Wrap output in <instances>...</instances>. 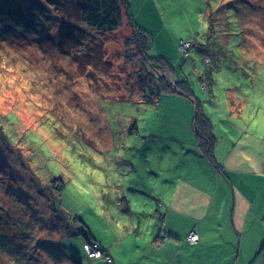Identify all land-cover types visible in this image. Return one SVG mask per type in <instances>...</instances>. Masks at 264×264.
Listing matches in <instances>:
<instances>
[{
    "label": "rangeland",
    "instance_id": "obj_1",
    "mask_svg": "<svg viewBox=\"0 0 264 264\" xmlns=\"http://www.w3.org/2000/svg\"><path fill=\"white\" fill-rule=\"evenodd\" d=\"M127 1L137 25L155 40L148 55L175 62L174 73H159L168 83L174 84V75L177 80L185 76L198 99L212 100L204 102L207 105L216 102L218 97L206 93L196 73V68L206 69L203 59L210 50L214 62L209 67L220 74L219 93L227 75L248 88L245 72L250 80L259 76L254 88L264 89V64L242 60L264 57V0H153L169 33L160 29L154 6ZM76 3L0 0V264H73L74 258L88 259L84 236L66 231L62 219L80 216L98 233L104 212L118 211L125 198L129 205L137 200L135 192L114 186L129 178L122 175L128 172L123 155L176 152V144L168 147L174 142L173 129L164 123V109L156 106L162 98L156 105L138 101L145 72L127 16L118 30L97 31L81 21ZM69 24L82 27L88 37L71 54L23 44L31 36L55 37L60 26ZM169 24L175 25L174 32ZM180 26L184 38L192 26L200 32L188 55L178 52L175 57L171 38L180 36ZM97 41L102 43L99 67L76 61L74 53H83ZM102 62L108 64L107 71ZM181 68L184 75L179 76ZM137 123L142 136L130 133ZM150 134L155 137L148 142ZM148 143L153 145L148 148ZM61 183L66 186L62 192L55 189ZM248 254L250 264H264V250L259 256Z\"/></svg>",
    "mask_w": 264,
    "mask_h": 264
},
{
    "label": "crops",
    "instance_id": "obj_2",
    "mask_svg": "<svg viewBox=\"0 0 264 264\" xmlns=\"http://www.w3.org/2000/svg\"><path fill=\"white\" fill-rule=\"evenodd\" d=\"M144 2L154 6L160 29L169 33L156 8L157 3ZM194 10L199 11L197 7ZM142 11L138 10L137 19ZM198 27L192 26L185 38L181 27L180 36L171 38L175 57L178 52L179 56L183 55L179 46L182 40H196L200 32ZM172 29L174 32L175 25ZM262 41L261 52H264ZM246 58H242L243 62L249 65L264 64V57ZM170 61L175 65L173 59ZM196 70L197 75L204 71L202 68ZM247 74L243 79L248 81V88L227 75V82L220 86L224 90L221 93L217 91L220 74H213V82L206 93L217 96V101L207 105L204 102L210 99H199L216 137L211 158L201 150L196 138L197 97H191V103L181 90L162 94L156 106L164 109V123L173 129L171 139L174 142L170 145L168 141L161 142L168 147L176 144L175 154L123 155L128 172L122 175L129 178L115 181L114 186L135 192L137 200L129 205L125 198L118 211L104 212L103 227L98 233L78 216L114 264H250L248 252H255V256L263 252L264 119L261 117L264 116V89L254 88L259 76L250 80ZM182 75L183 70L179 76ZM200 82L203 87L202 80ZM196 93L204 96L202 91ZM140 128L137 123L130 133L142 136ZM153 135L147 138L148 142ZM152 145L148 143V148ZM193 229L200 235L197 243L187 239ZM75 233L81 235L83 232L75 230ZM85 242L84 237L83 249L88 259L83 260L81 256L82 264H108L104 257L89 258Z\"/></svg>",
    "mask_w": 264,
    "mask_h": 264
},
{
    "label": "trees",
    "instance_id": "obj_3",
    "mask_svg": "<svg viewBox=\"0 0 264 264\" xmlns=\"http://www.w3.org/2000/svg\"><path fill=\"white\" fill-rule=\"evenodd\" d=\"M47 2L50 4H56L57 0H47ZM76 5L80 13L81 21L89 28L101 32H112L118 30L123 23L124 17L127 16L130 26L134 31L133 36L137 54L140 56L142 69L143 72H145V74H141L140 76V90L138 95V97H140L138 98L139 102L156 105L160 101L163 93L174 90H181L187 96L194 97V91L190 88L189 83L185 81V76L182 80H177L178 78H175L176 81L174 84H171L168 83V80L165 77L159 75V73L162 72H166L168 74L174 73V70H176L175 65L165 56L150 57L148 55V50L151 48L153 42L152 36L137 25L135 16L131 11L127 0H77ZM63 6H66V4ZM211 18L212 16L209 17V19ZM69 25L60 26V32H58L55 37L45 38L46 36H44V38L39 40L34 39L35 44L38 45L44 52H47L48 48H58L65 54H71L72 50L80 45H83L87 41L88 37L82 27L72 24L71 28L68 29L66 26ZM212 25L213 21L211 20V31H213ZM62 34L64 35L62 36ZM212 38L213 35L211 34L207 37L210 41H212ZM26 40L27 41H24L23 44H30V39ZM192 40L193 39L188 41L192 44ZM15 42L22 43L21 41ZM130 42L133 43V37ZM101 47L102 43L97 41L96 46L89 44V47L83 53H74L73 55L76 61L82 63L83 65H93L99 67L98 58L101 56ZM210 52L212 51L209 50V54L207 53L203 59L206 61L205 64L207 67L212 65L214 62L213 56H211ZM214 54H216V58H218L219 54L217 52ZM232 59L235 60V57L232 56ZM245 62L246 61H244V63ZM102 64L104 69L107 71L108 64L106 62H102ZM207 67L198 75L200 80H202L203 85L206 87V90L210 89L213 82V74H215L212 72L213 69ZM242 70L246 71V68H243ZM246 73L247 72H245V74ZM248 75L249 74H247V76ZM195 101L194 126L196 130L197 142L201 150L211 158V155H213L216 137L214 136L212 124L204 112L201 101L197 98H195ZM56 185L55 189L61 192L66 187L64 183ZM62 220L65 222L66 231L75 232V230H82V234L85 237L86 242L96 241L93 238L90 228L83 220L80 219V217L76 216V218H73L71 214H68L67 217ZM72 263L82 264V260L74 258L72 259Z\"/></svg>",
    "mask_w": 264,
    "mask_h": 264
},
{
    "label": "built area",
    "instance_id": "obj_4",
    "mask_svg": "<svg viewBox=\"0 0 264 264\" xmlns=\"http://www.w3.org/2000/svg\"><path fill=\"white\" fill-rule=\"evenodd\" d=\"M191 43L188 40H182L180 42V51L184 56L188 55V48L190 47ZM187 239L192 243H197L200 239V235L196 229L191 230L188 235ZM86 253L89 258L91 259H99L104 257L108 264H114L112 258L105 252L102 244L97 241L87 242L84 245Z\"/></svg>",
    "mask_w": 264,
    "mask_h": 264
},
{
    "label": "bare ground",
    "instance_id": "obj_5",
    "mask_svg": "<svg viewBox=\"0 0 264 264\" xmlns=\"http://www.w3.org/2000/svg\"><path fill=\"white\" fill-rule=\"evenodd\" d=\"M37 40V39H36ZM30 45H35V41L34 39L32 38L31 36V39H30ZM42 50V49H41ZM204 88H206L204 85H203Z\"/></svg>",
    "mask_w": 264,
    "mask_h": 264
}]
</instances>
